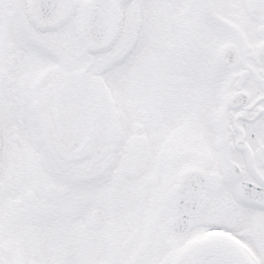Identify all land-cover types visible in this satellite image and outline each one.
Returning <instances> with one entry per match:
<instances>
[{"label":"snow or ice","instance_id":"6c2138e0","mask_svg":"<svg viewBox=\"0 0 264 264\" xmlns=\"http://www.w3.org/2000/svg\"><path fill=\"white\" fill-rule=\"evenodd\" d=\"M0 264H264V0H0Z\"/></svg>","mask_w":264,"mask_h":264}]
</instances>
